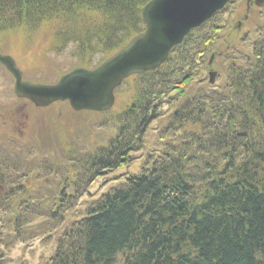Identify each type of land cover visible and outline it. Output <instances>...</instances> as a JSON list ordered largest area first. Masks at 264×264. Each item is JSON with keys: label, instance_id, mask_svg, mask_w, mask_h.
<instances>
[{"label": "trees", "instance_id": "trees-1", "mask_svg": "<svg viewBox=\"0 0 264 264\" xmlns=\"http://www.w3.org/2000/svg\"><path fill=\"white\" fill-rule=\"evenodd\" d=\"M146 1L0 0V33L54 23L57 47L74 39L86 46L78 38L84 33L88 42L94 34L97 47L111 50L140 31L139 10ZM88 8L99 10L103 22L86 25ZM217 25L195 30L161 68L137 76L128 107L117 116L121 137L90 157L86 172L123 165L142 147L146 127L159 115L157 101L187 84L199 47L192 43L200 39L205 56L229 49L235 64L222 90L183 102L184 94L167 116L163 133H181L169 148L186 154H165V146L138 174L92 201L60 234L50 264H179L198 249L197 264H264V22L254 32L250 55L236 37L216 47L222 36ZM203 152L207 162L178 172L185 156Z\"/></svg>", "mask_w": 264, "mask_h": 264}, {"label": "rangeland", "instance_id": "rangeland-1", "mask_svg": "<svg viewBox=\"0 0 264 264\" xmlns=\"http://www.w3.org/2000/svg\"><path fill=\"white\" fill-rule=\"evenodd\" d=\"M85 14L86 25L103 22L97 9L88 8ZM135 17L137 23L138 17L137 15ZM215 22H218L219 34H222L221 38L215 41L216 47L224 43V35L226 39L236 37L238 47L248 55L251 52L250 44L256 26L259 22H264V11L249 6L247 0H231V4L217 15ZM220 23L224 24L223 29ZM21 27L23 29L0 33V52L13 56L24 78L28 80L52 82L70 68L94 66L110 51L104 49L106 44L104 48L97 47L99 39H95L94 34L89 38L88 45L82 48L77 42L69 41L65 48L58 49L54 38L56 33L54 23L43 24L36 29ZM246 33L249 34L248 38L239 37ZM116 35L119 36L120 33ZM196 52L197 55L202 54L206 62L209 53L205 56V49L201 47ZM231 54L217 52L212 59L211 67L217 72L219 69L228 72L229 69L226 67L229 65ZM204 66L202 70L201 67L198 68L200 73L193 78V82L201 77L204 84H207V63ZM11 81V76L0 67V144H2L0 161L2 165L10 167L15 161L11 173L4 174L1 170L0 172L4 174L5 180H10L9 182L14 185L20 184V180L12 179L22 178L25 187L18 195L23 204H9L2 212L0 222L6 220L11 223L14 214L23 210L25 203L27 213L23 217L26 223L21 234L23 241L18 243L10 233L6 234L9 239L6 240L4 247L2 264H48L49 257L56 248V239L63 228L84 215V208L101 192L117 185V182L127 174L137 173L147 158L143 165H148L157 154H160L164 143L169 141L171 144L174 138L157 136L158 125L157 122H153L145 135V145L140 151L133 153L131 157L133 161L126 167L122 166L98 177L91 185L90 192L84 189L86 192L79 201L62 206L58 204L60 210L57 214L63 216V219L59 220L50 212L57 208L55 207L57 204L53 202L59 201L58 191L62 186H67L68 182L63 181L60 170H54L53 175H49L52 168L48 169L47 173L46 170L37 169L39 163L44 160L42 156L49 155L40 145L52 154L51 164L58 162L59 157L68 162L78 155L91 152L97 146L104 145L106 139L116 131V115L125 106L132 84L127 83L119 89L116 105L111 110L97 113L74 112L66 102H55L46 107L31 105L28 101L13 95ZM221 82L222 76L213 85L221 88ZM14 138L16 141H13ZM37 147L38 150L35 151ZM76 161L79 164V160ZM70 189L68 187L66 193L70 192ZM34 211H38L37 214H33ZM6 226L11 228L9 225Z\"/></svg>", "mask_w": 264, "mask_h": 264}, {"label": "water", "instance_id": "water-1", "mask_svg": "<svg viewBox=\"0 0 264 264\" xmlns=\"http://www.w3.org/2000/svg\"><path fill=\"white\" fill-rule=\"evenodd\" d=\"M227 0H149L141 9L146 25L117 53L93 70L75 67L54 84L22 80L14 60L0 53V63L14 78V92L38 105L67 100L74 109H107L113 102L112 89L132 72L156 67L168 50L181 41L190 28L200 24ZM257 6L264 0H252ZM209 73V81L214 79Z\"/></svg>", "mask_w": 264, "mask_h": 264}, {"label": "bare ground", "instance_id": "bare-ground-1", "mask_svg": "<svg viewBox=\"0 0 264 264\" xmlns=\"http://www.w3.org/2000/svg\"><path fill=\"white\" fill-rule=\"evenodd\" d=\"M68 24L71 26V28H72V26H74L75 24H76V22H75V20L74 19H71V20H69V22H68ZM70 29V28H69ZM118 33H121V32H118ZM93 34H89L88 35V37L90 38L91 36H92ZM78 38L80 39V41L82 42V41H84L85 42V40H87L86 41V43H84L85 45H88L87 44V42H88V38H87V36L84 34V33H81L79 36H78ZM74 41L75 42H77V45H79V47H81L80 46V42H79V40L78 39H74ZM59 101H62V100H59ZM134 125V124H133ZM111 137H113V138H120L121 137V131L120 130H118V131H114L113 132V134L111 135ZM0 146H2V144H0ZM41 147H43V150L45 151V152H48V154L49 155H43L42 157L44 158V160L42 161V162H40L39 163V165L37 166V169L38 170H47V169H50V168H52L51 170H60L61 172H62V168H61V165L58 163V162H55L54 164H51V162H50V158L52 157V154L44 147V146H42V145H40ZM35 151L36 150H38V147L37 148H35L34 149ZM183 153V154H186V152H183V151H181L180 149H178V148H175V152H174V150H171L170 148H169V145L168 146H166V148H165V154H168V155H176V154H178V153ZM207 160H208V156H207V154H206V152H203L200 156L196 153L195 154V156L194 157H188V156H185V158H184V162H185V164L184 163H181V164H179L178 165V172L180 173L181 171H185V172H187V169L189 170V169H191V171L190 172H192L193 170H194V168H195V166H196V164H197V162L196 161H204V163L205 162H207ZM187 161H189V162H187ZM15 162V161H14ZM14 162L12 163V164H10V165H12L11 167L10 166H5V165H2V166H0V170L4 173V174H9V173H11V171L14 169ZM99 162V161H98ZM94 165H95V167L97 166V162H94ZM194 172H196V171H194ZM98 174V173H97ZM136 174H138V173H129V175H128V178L129 177H131V176H134V175H136ZM2 180V184H3V186L6 188V189H8V190H14L15 192H20L18 189H16L15 187H13V186H11V185H8V184H6L5 182H4V179H1ZM120 184H122L121 182H117V185H120ZM5 199H10V197H5ZM60 201L61 202H67V198L65 197V196H60ZM7 203H9V204H17V201H11V200H8L7 201ZM53 203H55V204H59V205H62L58 200L57 201H54ZM225 209V208H224ZM59 210H60V208L57 206V208L56 209H54V210H52L51 212H50V214H53V216H56V215H58L57 214V212H59ZM219 211V210H218ZM217 211V212H218ZM183 255V254H182ZM200 255V250L198 249L197 250V253H195V254H192L189 258H186V259H184V256H183V263L182 262H179V264H197V263H195V257H197V256H199ZM202 255V254H201Z\"/></svg>", "mask_w": 264, "mask_h": 264}]
</instances>
